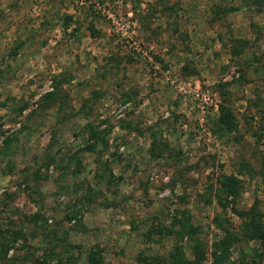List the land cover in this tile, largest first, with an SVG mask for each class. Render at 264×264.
I'll use <instances>...</instances> for the list:
<instances>
[{
  "label": "rangeland",
  "instance_id": "1",
  "mask_svg": "<svg viewBox=\"0 0 264 264\" xmlns=\"http://www.w3.org/2000/svg\"><path fill=\"white\" fill-rule=\"evenodd\" d=\"M233 209L264 228V0H0V264L191 260L183 216L264 264Z\"/></svg>",
  "mask_w": 264,
  "mask_h": 264
},
{
  "label": "trees",
  "instance_id": "2",
  "mask_svg": "<svg viewBox=\"0 0 264 264\" xmlns=\"http://www.w3.org/2000/svg\"><path fill=\"white\" fill-rule=\"evenodd\" d=\"M184 70L189 72L186 67H184ZM189 74V73H187ZM56 86L53 84L52 90L49 92L44 93L43 97V104L42 105H48L50 103H53L55 101L56 96ZM60 102V101H59ZM48 103V104H47ZM215 124L222 126L224 129L230 130V128H233L234 125V115L231 113L229 106L225 102H220L218 104V115L216 117V120H214ZM217 182L219 184L220 190L226 195V196H235L239 187H240V181L232 175H223L217 177ZM235 213H237L240 217H244L245 215L250 214V218L245 220L243 219V223L240 227L242 236L246 238H252V237H258L261 240V244L264 247V228L260 226L259 222L257 221V218L248 211H237L236 209H233ZM182 213V212H180ZM214 221H218L217 218H214ZM195 228L190 224L188 217L183 216L180 218L177 222V234L178 237H182L183 235H186L188 239L191 241V248L194 254V258L191 260H188L184 258L183 252L180 249L179 245H175L174 251L171 252L170 257L172 259V262L170 264H201L203 259L205 258V250L200 241L196 239L195 234H193V231ZM157 232H160V230H156ZM223 235L222 237L214 241L212 243L213 248L211 249L210 256L212 259V262L214 264H218L225 260L228 257V249L229 247L238 240V235L235 233L228 231V228L222 227ZM88 259H90L91 264L96 263V257L94 253H91L88 255ZM33 264H43V260H38L37 262ZM238 264H256L255 260H242Z\"/></svg>",
  "mask_w": 264,
  "mask_h": 264
},
{
  "label": "crops",
  "instance_id": "3",
  "mask_svg": "<svg viewBox=\"0 0 264 264\" xmlns=\"http://www.w3.org/2000/svg\"><path fill=\"white\" fill-rule=\"evenodd\" d=\"M253 15H254V14H252V16H253ZM252 16H251V17H252ZM237 17H238L237 15H235V16H232V20H233V21H237V20H236V19H237ZM253 18H254V17H253ZM248 19H249V18H248Z\"/></svg>",
  "mask_w": 264,
  "mask_h": 264
}]
</instances>
